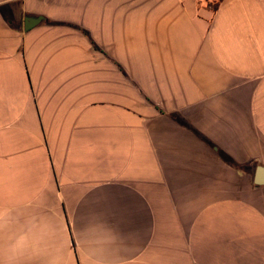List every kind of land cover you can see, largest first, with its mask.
Instances as JSON below:
<instances>
[{
  "label": "crops",
  "instance_id": "obj_1",
  "mask_svg": "<svg viewBox=\"0 0 264 264\" xmlns=\"http://www.w3.org/2000/svg\"><path fill=\"white\" fill-rule=\"evenodd\" d=\"M215 1L0 0V264H264V0Z\"/></svg>",
  "mask_w": 264,
  "mask_h": 264
},
{
  "label": "water",
  "instance_id": "obj_2",
  "mask_svg": "<svg viewBox=\"0 0 264 264\" xmlns=\"http://www.w3.org/2000/svg\"><path fill=\"white\" fill-rule=\"evenodd\" d=\"M41 19V17H29L26 21H25V28L29 29L31 28L33 25H35L37 22H39ZM255 181L257 183H264V167L260 166L257 168L256 174H255Z\"/></svg>",
  "mask_w": 264,
  "mask_h": 264
},
{
  "label": "trees",
  "instance_id": "obj_3",
  "mask_svg": "<svg viewBox=\"0 0 264 264\" xmlns=\"http://www.w3.org/2000/svg\"><path fill=\"white\" fill-rule=\"evenodd\" d=\"M221 1H222V0H216V1L213 3V8H214V9H217V8L219 7Z\"/></svg>",
  "mask_w": 264,
  "mask_h": 264
}]
</instances>
